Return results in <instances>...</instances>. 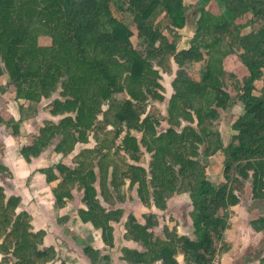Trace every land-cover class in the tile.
Listing matches in <instances>:
<instances>
[{"label": "trees", "instance_id": "1", "mask_svg": "<svg viewBox=\"0 0 264 264\" xmlns=\"http://www.w3.org/2000/svg\"><path fill=\"white\" fill-rule=\"evenodd\" d=\"M112 5L131 17L136 46ZM197 6L196 31L181 49L179 32L189 12L184 0H0V77H7L15 101L33 107L60 95L48 105V113L60 120L45 121L33 143L21 150L28 162L51 146L63 159L74 155L71 166L59 162L43 170L49 183L61 179L58 204L74 200L73 190L82 192V219L101 230L112 247L113 224L124 210L105 205L124 202L123 186L135 189L144 207L163 212L173 196H189L194 240L166 225L164 237L156 236L153 213L142 216L144 224L127 216L123 237L143 248L121 249L129 264H178L179 252L186 264H219L216 244L231 228L230 209L248 191L254 201H264V87L257 88L264 79V0H199ZM255 22L260 27L244 33ZM163 28L174 33L172 40ZM232 55L241 63L242 79L225 69ZM196 64H203L198 80L188 72ZM173 65L166 115L157 117L147 106L165 101L161 72ZM231 89L244 112L225 147L215 124L221 111L236 105ZM24 108L20 105L19 121L11 114L12 121H6L0 113V124H13L14 136L27 119ZM164 121L168 127L160 131ZM220 152L224 181L215 184L207 178L206 161ZM144 154L150 157L147 168L140 165ZM20 205L0 188V264L53 263L57 250L43 247L46 233L33 231L32 218L18 214ZM251 225L263 231L264 217ZM86 253L94 263L103 258L92 246ZM253 264H264V256Z\"/></svg>", "mask_w": 264, "mask_h": 264}, {"label": "crops", "instance_id": "2", "mask_svg": "<svg viewBox=\"0 0 264 264\" xmlns=\"http://www.w3.org/2000/svg\"><path fill=\"white\" fill-rule=\"evenodd\" d=\"M171 93L172 91L168 94V97L164 95L166 103H168ZM14 97L16 95L7 99V111L19 121L22 118L20 105H24V113L27 115V119L21 123L18 136H14L0 126V188L5 190V195L8 198L15 197L21 200L18 214L27 213L32 218L31 224L35 233L41 231L46 233L43 247H51L57 250L58 257L53 263L48 264H63L64 262L66 264H107L105 256H109L111 264H129L122 260L121 249L127 247L142 250L143 248L137 242L124 239V222L127 216L132 214L138 223L144 224L143 215L153 213L157 216L162 211L155 207L150 209L144 207L138 199L136 191H134V195L131 194L133 192L130 193V196L126 195L123 203L116 200L115 207L105 205L109 210L114 208L124 210L120 222L113 224V246H107L103 240L102 231L96 229L92 223L85 222L80 215V211L86 209L82 203L83 193L78 191L82 195L77 197L73 191L74 200L61 207L55 195V189L60 185L61 179L49 183L47 175L43 172L44 169L54 167L59 162L71 166L74 155L63 159L61 155L55 153V146L49 147L39 158H35L30 162L26 161L21 154L23 147L33 143L35 135L44 126V120L56 122L57 118L50 114L44 117L40 108H37L35 112L29 111V102H17ZM167 127V122L164 121L161 123L159 130L164 131ZM94 144L93 141L89 145H79L75 153L94 146ZM173 197L168 200L167 208H169V203ZM126 202L134 203L127 208V206L122 205ZM167 227L170 230L172 229L169 226ZM118 228H122V230L119 231ZM176 233L179 236H187L183 228L176 229ZM89 246L101 252L103 258L98 263H94L87 255L86 248ZM176 258L178 264H186L182 253L179 252ZM2 259L3 255L0 253V262ZM156 264L161 263L157 262Z\"/></svg>", "mask_w": 264, "mask_h": 264}, {"label": "rangeland", "instance_id": "3", "mask_svg": "<svg viewBox=\"0 0 264 264\" xmlns=\"http://www.w3.org/2000/svg\"><path fill=\"white\" fill-rule=\"evenodd\" d=\"M184 3L189 6L188 19L186 27L179 33L182 35V43L179 48L188 47L189 40L193 37L196 28H197V19H198V4L199 0H184ZM111 11L117 19L125 23L129 29L132 31L133 36L131 37L132 44L137 45L136 39V30L132 24L131 17L118 10L115 6H111ZM160 16L158 19L160 20ZM260 27L259 22H255L250 27L244 30V33H250L251 31L258 29ZM163 34L168 37L169 40H172L174 33L168 31L165 28L162 29ZM225 69L227 72L235 74L239 79H242V73L239 71V68L242 67L241 63L237 56H229L225 60ZM203 64H196L191 66L188 70L189 74L195 78L199 79L201 77V71ZM176 72V66L173 65L172 70L169 72H161L160 83L163 86V94L168 97V94L172 91L171 82L174 79ZM264 79L257 82L258 91L263 89ZM232 90V89H231ZM233 99L236 101V105L224 112L221 111V118L215 124V129L219 130L222 135V140L224 146H228L231 138L236 132L233 130V124L235 121L243 114V105L236 99V92L232 90ZM15 95V90L8 86L7 77H0V113L6 119V121H12L10 118V112L7 111L8 98ZM258 95V94H257ZM59 92L55 93L50 99L42 101V104L33 106L29 104V111H36L37 108H40L42 115H49L48 108L49 104L56 98H59ZM166 101L163 103L149 102L147 106V112L162 117L166 115ZM106 108V106H105ZM104 108V109H105ZM35 109V110H33ZM35 116V115H34ZM32 116V117H34ZM58 122L61 117H56ZM47 120H44V122ZM12 125L0 124L5 131L13 134ZM206 145L201 147V151H204ZM150 157L148 154H144L141 158L140 164L147 168ZM206 174L207 178L215 184H219L224 181L223 178V162L224 154L218 153L217 155L207 159ZM77 197L82 194L79 193L76 189L73 190ZM120 194L124 196H130V193L134 195L135 190H129L125 185L120 189ZM76 202V201H75ZM134 202H126L122 204L123 206L131 207ZM192 206L188 194L175 195L169 203V208L166 211H162L157 215L158 227L154 229L155 235L163 238L162 227L169 226L172 229H181L183 228L184 233L187 234L192 240L195 239L194 228L191 218ZM230 223L231 228L226 232L223 241L217 243V248H221V251L217 254L215 260L219 264H239L243 258H247L245 264L258 263L260 258L264 256V230L261 232H255L252 228V221L258 219L259 217H264V201H254L250 191L244 194L241 197V203L230 209ZM149 213H146V215ZM119 231L122 228H118ZM228 248V249H226ZM225 249V250H224ZM107 264H111V261H106Z\"/></svg>", "mask_w": 264, "mask_h": 264}, {"label": "built area", "instance_id": "4", "mask_svg": "<svg viewBox=\"0 0 264 264\" xmlns=\"http://www.w3.org/2000/svg\"><path fill=\"white\" fill-rule=\"evenodd\" d=\"M7 264H14L12 261H10V262H7Z\"/></svg>", "mask_w": 264, "mask_h": 264}]
</instances>
